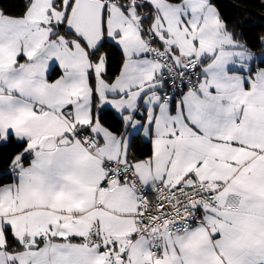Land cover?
Returning a JSON list of instances; mask_svg holds the SVG:
<instances>
[{
	"label": "snow or ice",
	"instance_id": "snow-or-ice-1",
	"mask_svg": "<svg viewBox=\"0 0 264 264\" xmlns=\"http://www.w3.org/2000/svg\"><path fill=\"white\" fill-rule=\"evenodd\" d=\"M0 264H264V27L0 0Z\"/></svg>",
	"mask_w": 264,
	"mask_h": 264
},
{
	"label": "trees",
	"instance_id": "trees-1",
	"mask_svg": "<svg viewBox=\"0 0 264 264\" xmlns=\"http://www.w3.org/2000/svg\"><path fill=\"white\" fill-rule=\"evenodd\" d=\"M222 10L231 20H239L250 36L264 27L262 0H220ZM241 9H244L243 11Z\"/></svg>",
	"mask_w": 264,
	"mask_h": 264
}]
</instances>
